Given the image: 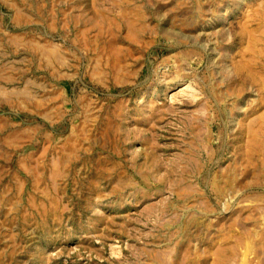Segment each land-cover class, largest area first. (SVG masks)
Returning a JSON list of instances; mask_svg holds the SVG:
<instances>
[{
    "label": "rangeland",
    "instance_id": "rangeland-1",
    "mask_svg": "<svg viewBox=\"0 0 264 264\" xmlns=\"http://www.w3.org/2000/svg\"><path fill=\"white\" fill-rule=\"evenodd\" d=\"M0 264H264V0H0Z\"/></svg>",
    "mask_w": 264,
    "mask_h": 264
}]
</instances>
